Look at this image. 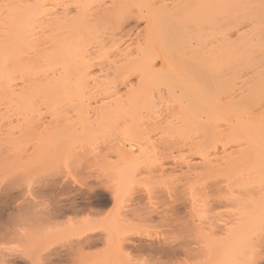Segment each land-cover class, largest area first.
Returning <instances> with one entry per match:
<instances>
[{
	"label": "bare ground",
	"instance_id": "6f19581e",
	"mask_svg": "<svg viewBox=\"0 0 264 264\" xmlns=\"http://www.w3.org/2000/svg\"><path fill=\"white\" fill-rule=\"evenodd\" d=\"M141 22L143 25L135 29V24ZM38 100H41L39 104H44L43 107H48L51 102L49 107L52 105L50 108L53 109L59 105L78 109V114L76 109L75 113L87 129L92 127L89 126L92 116L89 112H96L94 109L98 108L103 109L102 112L107 111L102 114L105 118L111 113L129 111L133 115H129L130 118L134 117L131 123L138 126V129L131 126L138 133L139 130L146 132L156 127H166L163 131L171 138L167 139L172 144L179 143L178 139L177 144L174 143L176 136L180 138L177 145L181 144L180 147H175L180 154L176 156L170 152L171 157L176 156L175 161L178 157V166L189 168V173H194L197 168L195 175L207 169L212 172L221 164L229 167L234 164L237 168L241 163L244 167V163H254V166H248L261 172L264 169V0H0V104L14 106V113L25 115L20 117L18 114L20 118L17 120L23 119L28 125L27 129H34L33 125L37 129L40 120L38 122L35 119V122V117L30 116L32 113L28 115L27 112L32 109V103ZM65 107H62L64 112L69 113L70 110L67 111ZM4 112H0L2 117ZM6 115L2 121L7 122L9 115ZM112 116L109 117L114 119ZM8 122L9 127L22 129L14 124L13 119ZM50 122L43 121L41 126H50ZM91 123L97 122L91 120ZM56 124L55 131L60 126L59 121ZM98 124L101 125L100 122ZM60 127L66 129L63 124ZM171 127L177 132L180 130V135H177L174 128L172 131ZM174 131L175 135H170ZM58 135L61 136L60 133ZM126 137L129 139V136ZM133 140L129 139L130 142ZM171 141L168 143L170 146ZM165 147L163 151L169 152ZM126 149H117V158H114L116 162L111 161L114 159L110 162L118 164L119 175H136L142 168L137 163H124ZM171 149L174 151V147ZM223 166L218 168L222 169ZM198 167L205 169L199 171ZM164 168L162 171H165ZM252 171H255L254 168ZM203 174L206 175V172ZM190 176H187L188 179ZM190 186L192 189V184ZM218 187L213 192L222 196L218 192H224L220 191L223 187ZM113 191L116 190L111 191L113 195L110 194L114 197ZM248 215L247 218L250 217Z\"/></svg>",
	"mask_w": 264,
	"mask_h": 264
},
{
	"label": "rangeland",
	"instance_id": "374dc122",
	"mask_svg": "<svg viewBox=\"0 0 264 264\" xmlns=\"http://www.w3.org/2000/svg\"><path fill=\"white\" fill-rule=\"evenodd\" d=\"M142 25L143 22L138 25L135 24L134 28L137 29ZM42 101L44 102V100ZM39 102L41 100H38L37 103L33 102L32 109L29 108L30 112H27L29 115L36 111L34 116L32 114L30 116L31 118L35 117L34 120L38 119V122L40 120V123H37L40 124L39 127L37 125V129L34 125V129H31L32 127L27 129L28 125L23 119L22 121L17 120L19 113L13 112L12 107L14 109V106L9 107L10 105L7 104L8 108H11L8 109L7 105L0 104V106L2 105L0 107L1 113L7 109L9 111L3 113L4 116L9 113V119L7 122L4 120L5 123L2 121L4 116L2 117L0 113V245H14L20 252L27 251L36 260L47 261V264H67L68 261H79L80 264H127L129 257L143 262L151 261V264H264V169L259 172V169L257 171L255 167H252L255 164L251 163L252 169L255 170L252 173L251 167L248 166L249 163H244V165L246 164L245 167L241 163L237 168L234 164H231L230 167L221 164L222 169L218 168L221 166H217L218 170L214 168L215 171L212 169L211 172V170L207 171L209 170L207 168L204 170L205 167L200 169V166L198 170H204V172H198L201 175L194 174L197 168H194V173L192 171L190 174L189 168L182 169L181 166H178V157L176 161L174 160L180 154L175 149L180 143V138L176 136L173 139L175 142H173L176 143L178 139L177 142L179 143H176L177 145L172 144L171 138L168 137L166 131H163L166 127L159 128L162 132L156 127L151 131L148 128L149 130L146 132L139 130L140 133H138L136 130L138 126L131 123L134 117L130 118L133 115L129 111L116 114L110 112L114 118L111 119L109 117L111 114L105 118V115H102L105 111L102 112L103 109L98 110V108L94 110L97 113L101 111L100 114L96 115L94 110L93 113L92 111L89 112L92 115L90 120L88 118L89 126L92 125V127L87 129L79 121L78 109L71 106L70 109L65 107L66 105H61V107L59 105L56 107L57 109H53L50 108L52 105L49 107L51 102L48 103V107L44 106V108V104L40 103V105ZM39 105L40 108H38ZM58 107H65L67 111L70 110L72 113L70 111L69 113L64 112L63 108L60 110ZM22 116L20 115V117ZM72 118L74 119L72 120ZM10 119H13L16 122L14 124L22 127V129L19 127L20 130H17L18 127H9L8 120ZM68 119H71V122ZM36 120L35 122H37ZM91 120L97 123L93 124ZM43 121L46 123L52 121L51 124L59 121L58 125L63 124L66 129L69 126L70 128L66 130L63 126L62 130L59 129L61 128L59 126V128L56 127L55 131L54 126L57 124L51 125L49 123L52 126L51 129L54 127L51 130L46 123V125L41 126ZM67 124H69L68 127ZM77 125L83 127L79 128ZM131 125H134L136 129ZM142 127L139 126V128ZM173 128L172 131L175 129ZM27 130H31V132ZM95 130L98 132L95 133ZM143 131L145 130L143 129ZM175 131L174 134L170 135L174 136ZM178 131L180 132V130ZM169 132L171 131L169 130ZM179 132L176 131L177 135H180ZM59 133L61 136L58 135ZM42 134L44 135L41 137ZM164 134L165 136H163ZM126 136H129V139H134L135 142L140 138V141L138 140L140 145L137 144L138 141L136 143L134 140L130 142ZM173 136L172 138H174ZM165 138L170 139L166 141ZM170 141L172 147L168 144ZM57 146L61 147L58 149ZM165 146L169 152L163 151L166 149ZM122 147L123 149L127 148L124 163H137L142 168L140 173L132 176L125 174V176L127 175L126 178L124 175L118 174V164L112 162H116L114 158H117L116 154ZM173 147L174 151L171 149ZM160 148L162 151L159 150ZM157 149L158 152H155ZM164 152L170 156L165 155ZM170 152L175 153L172 155H177L171 157ZM161 161H163L162 164H160ZM161 165L165 167L163 169L165 171H162ZM160 168L161 171H159ZM245 171H247L246 174ZM205 172L206 175L203 174ZM189 175L192 179H188ZM199 177L200 179H198ZM184 179L187 181L185 182ZM189 182L192 184V189ZM212 184L213 187L216 185L217 187H214L215 189L210 187ZM221 185L224 189L221 187L220 191L224 190V192H218L220 195L222 194L219 196L214 192ZM121 186L122 188H120ZM114 187L117 188L114 189ZM211 188H213L212 191ZM110 189L116 190L113 191L115 192L114 197ZM210 195L217 197H210ZM136 196L141 202H138ZM72 206L75 208H71ZM73 210H76V213ZM124 214L129 218L127 219ZM247 214H249V218H247ZM243 215L248 220H245ZM89 218L93 220L91 221ZM189 222L191 223L189 224ZM81 231L84 233L83 236L80 234ZM109 234L113 238L108 236ZM74 240L76 241L75 244L72 243ZM20 252L6 253L4 248H0V260L4 259L6 255H10L14 259H24ZM250 253H253L254 256H251Z\"/></svg>",
	"mask_w": 264,
	"mask_h": 264
},
{
	"label": "snow or ice",
	"instance_id": "6c2138e0",
	"mask_svg": "<svg viewBox=\"0 0 264 264\" xmlns=\"http://www.w3.org/2000/svg\"><path fill=\"white\" fill-rule=\"evenodd\" d=\"M79 7V5H77ZM81 236H83V231H81ZM73 244L76 243L74 240L72 242ZM0 248H4L6 253H12L15 254L17 252H20V250L16 249L14 245H8V244H3L0 245ZM20 255L24 257V259H14L10 255H6L4 259L0 260V264H47V261H38L35 259V257L27 252V251H22L20 252ZM67 264H80L79 261H68ZM127 264H151V261L143 262L139 259H134L132 257H129Z\"/></svg>",
	"mask_w": 264,
	"mask_h": 264
}]
</instances>
